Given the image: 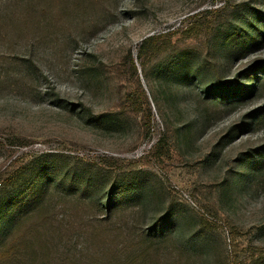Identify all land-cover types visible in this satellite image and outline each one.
Returning <instances> with one entry per match:
<instances>
[{
	"label": "rangeland",
	"instance_id": "rangeland-1",
	"mask_svg": "<svg viewBox=\"0 0 264 264\" xmlns=\"http://www.w3.org/2000/svg\"><path fill=\"white\" fill-rule=\"evenodd\" d=\"M6 236L10 264H264V0H0Z\"/></svg>",
	"mask_w": 264,
	"mask_h": 264
},
{
	"label": "trees",
	"instance_id": "trees-1",
	"mask_svg": "<svg viewBox=\"0 0 264 264\" xmlns=\"http://www.w3.org/2000/svg\"><path fill=\"white\" fill-rule=\"evenodd\" d=\"M120 188V186H119ZM124 189V188H123ZM112 196H110L108 198L109 200V207L107 208L109 211H111V209L113 210V206L116 203V197L119 195L120 197V192L119 189L118 190H114L111 191ZM161 223H157L155 224V229H152L149 231V237H159V236H163L164 232L163 229L161 228ZM11 236H6L3 238V240L0 242V260H4L5 262H8L9 264L13 261L14 257L16 256L17 252L19 251L18 247L15 246V244L12 243L11 241ZM32 264H47L49 262H47L45 260V262H42V260H39L38 257H35L34 260L31 262Z\"/></svg>",
	"mask_w": 264,
	"mask_h": 264
}]
</instances>
